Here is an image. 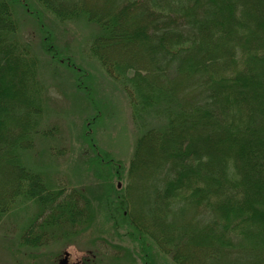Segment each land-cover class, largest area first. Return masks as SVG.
<instances>
[{
	"label": "trees",
	"instance_id": "trees-1",
	"mask_svg": "<svg viewBox=\"0 0 264 264\" xmlns=\"http://www.w3.org/2000/svg\"><path fill=\"white\" fill-rule=\"evenodd\" d=\"M36 1L59 22L95 26L87 53L145 128L127 173L128 188L146 199L130 208L131 194L116 190L129 234L174 264H264V0ZM16 32L12 0H0V219L18 198L49 209L21 239L39 248L66 233L54 227L89 222L91 213L86 197L50 191L23 165L45 97L38 62ZM47 40L46 52L56 53ZM84 138L93 150L90 133ZM189 211L195 219L177 224Z\"/></svg>",
	"mask_w": 264,
	"mask_h": 264
},
{
	"label": "rangeland",
	"instance_id": "rangeland-1",
	"mask_svg": "<svg viewBox=\"0 0 264 264\" xmlns=\"http://www.w3.org/2000/svg\"><path fill=\"white\" fill-rule=\"evenodd\" d=\"M12 8L16 38L28 45L38 62L41 99L45 97L42 126L33 147L21 155L23 165L42 177L50 191L62 189L64 197H86L91 220L81 217L73 227H54L66 233L45 247L27 248L21 242L23 234L49 209L18 198L0 219V264H58L68 251L85 264H145L143 256L147 264L152 256V264H174L147 237L141 239L136 233L132 237L128 223L121 222L114 210L119 195L125 199L131 194L130 208L146 199L138 187L128 188L132 180L127 173L136 139L145 128L133 123L124 91L87 53L95 26L81 19L59 22L36 0H12ZM46 37L56 53L44 49ZM146 119L155 125V120ZM87 132L93 137V150L84 138ZM110 159L118 166L105 163ZM195 217L189 211L183 222L178 217L176 222L184 226ZM45 230L41 226L36 231Z\"/></svg>",
	"mask_w": 264,
	"mask_h": 264
},
{
	"label": "flooded vegetation",
	"instance_id": "flooded-vegetation-1",
	"mask_svg": "<svg viewBox=\"0 0 264 264\" xmlns=\"http://www.w3.org/2000/svg\"><path fill=\"white\" fill-rule=\"evenodd\" d=\"M88 253H90V251H88ZM58 264H85V261H80L79 258L71 256V253L68 251L64 252V256L58 260Z\"/></svg>",
	"mask_w": 264,
	"mask_h": 264
}]
</instances>
